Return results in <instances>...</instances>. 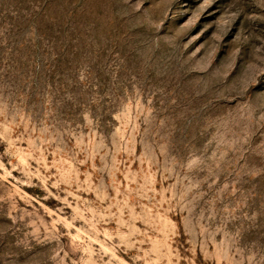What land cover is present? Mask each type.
<instances>
[{
	"label": "rangeland",
	"instance_id": "obj_1",
	"mask_svg": "<svg viewBox=\"0 0 264 264\" xmlns=\"http://www.w3.org/2000/svg\"><path fill=\"white\" fill-rule=\"evenodd\" d=\"M0 264H264V0H0Z\"/></svg>",
	"mask_w": 264,
	"mask_h": 264
}]
</instances>
